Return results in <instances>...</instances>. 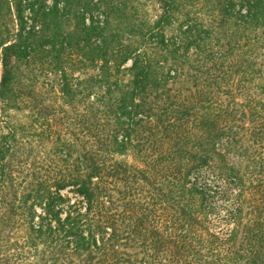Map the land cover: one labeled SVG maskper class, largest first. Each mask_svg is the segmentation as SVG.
<instances>
[{
    "label": "trees",
    "instance_id": "1",
    "mask_svg": "<svg viewBox=\"0 0 264 264\" xmlns=\"http://www.w3.org/2000/svg\"><path fill=\"white\" fill-rule=\"evenodd\" d=\"M0 264H264V0H0Z\"/></svg>",
    "mask_w": 264,
    "mask_h": 264
},
{
    "label": "rangeland",
    "instance_id": "2",
    "mask_svg": "<svg viewBox=\"0 0 264 264\" xmlns=\"http://www.w3.org/2000/svg\"><path fill=\"white\" fill-rule=\"evenodd\" d=\"M0 75H1V68H0Z\"/></svg>",
    "mask_w": 264,
    "mask_h": 264
}]
</instances>
